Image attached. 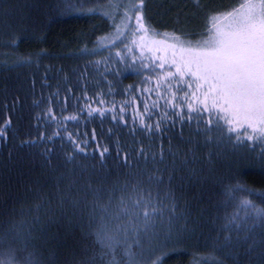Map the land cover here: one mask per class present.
<instances>
[{
    "label": "snow or ice",
    "instance_id": "6c2138e0",
    "mask_svg": "<svg viewBox=\"0 0 264 264\" xmlns=\"http://www.w3.org/2000/svg\"><path fill=\"white\" fill-rule=\"evenodd\" d=\"M186 2L192 5L194 13H185V20L192 19L197 12L203 13L205 17V29L200 33L201 39L196 41L188 39L189 35L195 33L184 28L177 27L172 33H159L152 28L146 14L147 0H109L100 9H89L87 14L101 16L110 31L97 35L93 47L85 46L78 55L94 56L107 52V56L100 60L86 62L84 69L88 71L82 74V79L87 83L86 77L91 74L93 67L99 72L102 66L103 71L99 72V80L95 85L101 87L102 91L90 96L87 90H83L76 100L77 113L66 116L55 113L54 105H60L61 101L58 93L53 94L49 98L47 110L35 117V127L39 128L41 121L45 125L54 122L59 127L52 135L39 132L37 137L22 142L24 146L52 144L53 147L45 148L41 153L51 166L55 141L66 140L73 149L64 157V164L73 165L70 169L73 175L77 171L81 176L85 172L89 173L88 183L76 191L93 196L90 205L87 200H71L70 195L58 190L61 207L67 203L71 208L78 209L83 202L86 208H90V223H95L97 218L99 220L94 235L100 251L81 261V264H95L97 259L101 264H121V259H126L127 264H148L155 245L173 240L182 243L197 234L203 235L202 221L208 222L204 218L205 210L195 208L189 202L181 207L172 191L173 182L178 181L175 187L181 190L186 184H200L203 187L199 173L213 163L212 157L216 153L209 151L206 157L201 158L197 152L202 147L218 146L227 140L233 143L234 148L248 145L250 150H255L257 144L264 143V0H237L238 6L227 12L210 8L205 0ZM62 5H67L68 12L75 7L72 0H56V10ZM179 16L178 13L175 21L177 25L181 22ZM149 33L153 37L163 35L174 43L153 39L149 44L145 41ZM129 36L132 37L130 41ZM21 39L17 37L7 46L17 48ZM161 44H166L172 50L170 61L164 56L150 55L153 47ZM31 63L33 60L29 55L18 58L10 65L0 62V68L11 70L12 67ZM127 69H133L142 76L139 86L130 85L126 90L127 93L135 92L138 95L123 101L119 106L112 102L111 107H108L109 101L105 97L117 94L115 78ZM110 76L113 79H109ZM73 92L74 89H68V97ZM145 96L147 99H141ZM137 101L143 104L142 111L138 107L133 108ZM130 108L135 113L133 127L138 119L140 123L136 132L150 139V143L145 145L143 140L134 138L133 145L139 143L140 147L133 146L125 151L117 138L115 168L105 167L106 161L112 158L110 146L101 147L98 144L93 152L86 151L90 142L97 141L98 133L95 130L89 141L81 140L79 132L67 129L69 124H79L81 117L85 118V126L96 119L101 122L110 119L113 125L127 128ZM66 110V106L60 109L61 112ZM154 115L158 117L155 123L146 122L151 121ZM177 124L181 129L185 125L189 126L190 135L187 138L183 131L179 134L180 143L190 145L186 150L172 145L171 140L175 137L166 136ZM10 126V120L0 126V140L6 139ZM65 132L67 135H63ZM213 132H219V138L212 135ZM112 134V130H109V138ZM202 136L203 140L200 139ZM157 139L161 142L159 151L155 150ZM165 139L169 140L167 148L163 146ZM97 155L99 164L90 170L76 162L77 156L96 159ZM261 159H264V152L261 153ZM114 173L117 179L110 181ZM121 176L124 177L123 182L120 181ZM92 177L98 179L99 187H92ZM65 178L61 175L59 180ZM74 183L67 189L69 194L73 191ZM110 183L111 187H106ZM164 184L168 187L161 196L159 186ZM237 193H246L247 197L255 196L264 201V191L240 185L226 187L222 194L229 203L237 202L236 207L243 210V216L239 212L226 215V222L218 230L215 240L219 242L220 232L229 234L224 236L223 244L213 246L214 251L224 252L225 249L241 246L244 251L240 255L247 257L249 264H264V207L257 206L246 197L238 198ZM105 198L107 202L102 203ZM194 199L198 203L200 198ZM36 210H40L39 205ZM72 214L76 215L75 211ZM83 214L81 210V216ZM121 220L124 223L118 224L115 230L110 229V223ZM38 222V219L34 221ZM24 225L22 221L20 227ZM232 232L237 233L235 241L232 240ZM19 236L17 234V238ZM121 240L124 250L118 258ZM3 243L4 237L0 236V245ZM145 244L148 247H144ZM133 248L139 249V253H134ZM4 255L0 252V257ZM19 255L17 250L10 248L7 259H0V264H13ZM226 255L231 256V253ZM24 260L25 264H40L34 252L29 253ZM152 264H159V260L152 261ZM213 264L222 262L213 260ZM233 264H239V260L234 259Z\"/></svg>",
    "mask_w": 264,
    "mask_h": 264
},
{
    "label": "trees",
    "instance_id": "16d2710c",
    "mask_svg": "<svg viewBox=\"0 0 264 264\" xmlns=\"http://www.w3.org/2000/svg\"><path fill=\"white\" fill-rule=\"evenodd\" d=\"M108 2L109 0H80V2L72 0L75 7L68 12L67 5H62L56 10V0H0V62L10 65L18 58L29 55L33 60L31 64L12 67L11 70L7 67L0 68V126L6 120L11 121L6 139L0 140V236L4 237L0 252L5 253L10 248L15 249L20 254L18 259L21 260L34 252L40 264H81V261L100 251L94 235L99 220L97 218L95 223H90L88 218L90 208H86L83 202L78 209L71 208L67 203L61 207L58 190L70 195L71 200H87L89 205L93 200V196H85L84 192L76 191L81 185L88 183L89 173L85 172L81 176L77 171L73 175L70 172L73 165L64 164V157L72 151L73 146L66 140H56L55 153L49 166V162L41 153L45 148L53 147L52 144L24 146L22 142L37 137L39 132L52 135L59 127L54 122L45 125L43 121L40 122L39 128L35 127L37 123L35 117L47 110L49 98L53 94L58 93L61 101L60 105H54L55 113L58 116H66L77 113L76 100L83 90H87L90 96L102 91L101 87L95 86L99 80V72L103 71L102 66L99 72L93 67L91 74L86 77L87 83L82 79V74L88 71L84 69L86 62L100 60L107 56V52L84 57L79 56L78 52L85 46L92 48L97 35L110 31L101 16L87 14L89 9H100ZM205 2L210 8L221 12L238 5L237 0H205ZM221 4L224 5L220 6ZM178 13L181 21L179 25L175 23ZM185 13H194L192 5L186 0H147L146 14L152 28L159 33H172L177 27L184 28L195 33L188 36L189 40H195L205 29V17L203 13L197 12L192 19L185 20ZM17 37H22L17 48L7 46ZM109 79L113 77L110 76ZM141 79L142 76L137 75L133 69L123 71L122 75L115 78L117 94L105 97L109 101L107 106L111 107L112 102L119 106L123 101L131 100L133 96L138 95L135 92L127 93L126 90L130 85L139 86ZM70 88L74 89V92L68 97ZM65 106L67 110L61 112L60 109ZM136 107L143 110V104L139 101L133 105V108ZM134 117L135 113L130 108L128 127L123 129L119 125H113L110 119L103 122L96 119L85 126L84 117L80 118L79 124L67 125V129L74 133L79 132L81 140L89 141L95 130L98 133L97 141L90 142L86 146V151L93 152L98 144L101 147L110 146L112 158L106 161L105 167L115 168L117 138L125 151L133 146L140 147L139 143L133 145L134 138L137 141L143 140L145 145L150 143V139L136 132L140 122L136 119L133 127ZM157 119L158 117L154 115L151 121L146 122L155 123ZM192 127L195 128V124ZM109 130L113 133L111 138L108 136ZM181 131L185 138L190 135L188 125L181 129L177 124L175 129L166 133V136L175 137L171 140L172 145L186 150L190 145L180 143ZM212 135L219 138L220 133L213 132ZM200 139L203 140L204 137ZM160 143L157 139L156 151H159ZM168 145L169 140L165 139L163 146L167 148ZM209 151L215 152L216 155L212 157L213 163L204 167L199 173L203 187L200 184L193 186L186 184L181 190L175 187L178 181H174L172 186V191L181 207L185 202H189L195 208L205 210L204 218L208 222L202 221L203 235L197 234L193 239L182 243L173 240L166 244L155 245L148 264L156 260H159V264H213V260L222 264H233L234 259H238L239 264H249L248 258L240 255L244 251L243 247L236 246L219 252L214 251L213 246L223 244L224 236L229 234L220 232L219 242L215 240L218 230L226 222V215L239 212L243 216V210L236 207L237 202L229 203L222 194L223 190L230 185H240L256 191H264V159H261L264 143L257 144L255 150H250L248 145L234 148L233 143L225 140L218 146L213 144L202 147L197 155L204 158ZM76 162L90 170L94 165L99 164V157L97 155V158L93 159L91 156L88 158L77 156ZM148 167L150 170L151 165ZM61 175L66 177L63 181L59 180ZM91 179L94 181L93 188L100 186L96 177ZM116 179L114 173L110 181ZM123 180L124 177L121 176L120 181ZM73 182H75L74 188L69 194L67 189ZM106 187H111V183ZM167 187V184L159 186L161 196ZM195 197L200 198L198 203ZM237 197H246L257 206L264 207V201L258 197H247L246 193H237ZM101 202L106 203V198ZM38 205L39 211L36 210ZM74 211L76 215L72 214ZM217 216L219 219H214ZM37 219L39 222L34 223ZM22 221L25 225L21 228ZM120 223L124 221H113L109 227L115 230ZM13 225L16 227L13 228ZM17 234H20L19 238ZM240 235L242 238L243 233ZM231 236L233 241L237 239V233L232 232ZM121 244L118 255L124 250L122 240ZM144 247H148V244ZM133 250L134 253H139V249L133 248ZM229 252L231 256L226 255ZM95 264H101L100 260L97 259Z\"/></svg>",
    "mask_w": 264,
    "mask_h": 264
},
{
    "label": "rangeland",
    "instance_id": "374dc122",
    "mask_svg": "<svg viewBox=\"0 0 264 264\" xmlns=\"http://www.w3.org/2000/svg\"><path fill=\"white\" fill-rule=\"evenodd\" d=\"M242 2V1H241ZM228 3V2H227ZM224 5V4H223ZM222 4L220 6H223ZM238 6V5H236ZM230 10V9H229ZM227 10V11H229ZM227 11H224V12H227ZM132 39V37H128V40L130 41ZM155 39V40H166L167 44H171V43H174V41H172L170 38H166L164 37L163 35L160 36V37H153L151 33L147 34L145 36V41L148 42L149 44H151V41ZM201 39V36L198 37L197 39L193 40V41H196V40H199ZM127 42V41H126ZM159 49V50H157ZM162 53V56H164L165 58H167V60H171L172 59V50L171 49H168L166 47V44H161V45H156L153 47V53H150V55H158L160 56V54ZM134 251V250H133ZM9 251L5 252L4 256L0 257V259H7V253ZM117 257L120 258V256L117 254ZM13 264H25V260L23 258V260L21 259H16L15 261H13ZM121 264H127L126 260L125 259H121Z\"/></svg>",
    "mask_w": 264,
    "mask_h": 264
}]
</instances>
